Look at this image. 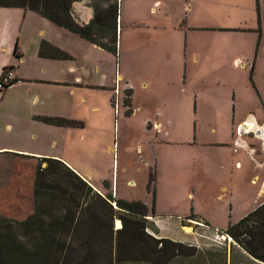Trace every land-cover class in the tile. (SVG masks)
Returning a JSON list of instances; mask_svg holds the SVG:
<instances>
[{
    "label": "rangeland",
    "instance_id": "obj_1",
    "mask_svg": "<svg viewBox=\"0 0 264 264\" xmlns=\"http://www.w3.org/2000/svg\"><path fill=\"white\" fill-rule=\"evenodd\" d=\"M113 1L75 0L71 17L79 25L88 24L95 4L105 6ZM116 1L119 3L117 54L77 34L72 35L78 39L77 44L73 38L64 42L72 56L65 66L72 68L68 81L74 92L63 98L53 95L61 103L71 100L65 106L64 118L78 124L54 125V133L49 135L38 131L26 148L62 155L76 168L91 171L93 178L105 176L109 185L113 181L118 197L142 201L148 208L147 216L155 214L158 219L169 215L172 222L178 216L184 228L188 226L191 234H199V243L224 242L218 236L221 233H209L200 220L224 230L264 201V135L247 134L244 123H238L248 109H260V98L264 103V35L261 37L262 30L258 28L261 23L256 18L261 16L264 21V0H210L213 12L205 13L202 6L187 15L178 8L177 0L157 6L158 0ZM237 8H242L239 11L242 16L236 11L238 18H234L235 11L231 13V9ZM42 17L27 8L0 7V50L10 44L7 52L12 56L18 35L21 39L17 46L25 53L32 52L30 45L34 41L38 46L41 41L53 44L52 39L63 42L65 36L60 28L56 26L50 32L45 25L47 18ZM185 18L189 24L245 19L258 29L233 38L228 32L216 31L212 37L206 34L207 29L190 30L189 53L196 52L199 57L195 63H188L185 78L184 73L175 71L184 65L182 30L185 28L180 20ZM162 20L164 31L141 26ZM84 41L89 46L80 44ZM172 51L182 53L181 58L175 61L168 58ZM205 52L209 56L205 57ZM234 53L244 54L247 68L235 70L229 64ZM155 60L164 62L160 66ZM76 77L81 82L75 83ZM86 82L89 85L92 82L95 87H84ZM5 92L0 100V145L23 144L26 128L19 123V112L13 108L21 95L15 87ZM85 93L87 100L81 99ZM251 98L256 102H251ZM26 108L36 111L38 105L28 102ZM232 109L237 114L234 121ZM43 110H48V106L44 105ZM36 122L50 127L38 119ZM26 133L32 136L33 130L28 127ZM51 154L46 156L53 157ZM37 161L32 156L0 153V215L3 217L22 220L34 212ZM105 188L102 185L105 192L110 191V187ZM53 205L57 207V203ZM51 213L56 212L50 211L46 216ZM191 213L195 217L185 218ZM42 219L49 218L42 214ZM189 220L202 224L195 228ZM113 228H117L116 221ZM222 239L226 240L224 236ZM238 247L231 243L230 264H264L239 252ZM212 254L204 251L191 264H212ZM182 259L179 256L169 264H190L188 259Z\"/></svg>",
    "mask_w": 264,
    "mask_h": 264
},
{
    "label": "trees",
    "instance_id": "obj_2",
    "mask_svg": "<svg viewBox=\"0 0 264 264\" xmlns=\"http://www.w3.org/2000/svg\"><path fill=\"white\" fill-rule=\"evenodd\" d=\"M74 1L0 0V7L35 11L58 26L117 54L118 1L105 6L95 4L89 23L83 25L71 17ZM13 53L19 56L17 45ZM38 55L71 58L66 51L47 41H41ZM8 69L10 67L3 69L2 76ZM15 80L12 77L5 87ZM36 119L56 126L78 124L59 116H37ZM32 157L38 160L33 184L34 212L22 220L0 215V264H123L135 261L166 264L174 256L185 252L191 255L196 249L150 233L147 229L148 208L142 201L125 200L113 196L111 191L99 193L59 158ZM103 185L110 187L107 180H103ZM53 203H57V207ZM50 211L56 213L46 216ZM42 214L49 219H42ZM193 217L195 215L191 213L186 218ZM116 220L121 226L114 229ZM207 224L202 225L207 228ZM219 231L231 237L250 257L264 263V201L236 223Z\"/></svg>",
    "mask_w": 264,
    "mask_h": 264
},
{
    "label": "crops",
    "instance_id": "obj_3",
    "mask_svg": "<svg viewBox=\"0 0 264 264\" xmlns=\"http://www.w3.org/2000/svg\"><path fill=\"white\" fill-rule=\"evenodd\" d=\"M166 1H170V0H158V3H155V6H157L158 4L159 5L166 4ZM211 1L210 0H177L178 5H179L178 8H182L184 12L186 13V15L188 14V12L192 10L194 13L195 10L200 9V7L202 6L205 9L204 11L205 13L213 12L214 8L210 3ZM249 1L252 2V0H249ZM3 8H13V7H3ZM241 9L242 8L231 9V13L235 11V16H232V17L238 18V16H236V11L237 13L240 14L239 17H241L242 14L241 12H239L241 11ZM256 18H257L258 24L259 22L261 23V27H258V28L262 30L261 31V37H262V35H264V21L261 16H257ZM180 21L183 22V25H184L183 27L185 28L184 29L185 31L182 30L183 41H184V50H183L184 61H182V63H184V65L183 67L181 66V68H179L178 70L176 69L175 71L176 73L178 72L184 73L185 78L187 77V74H188V63H195L199 57V54L196 52L189 53L188 44H189V39H190V33H189L190 30L207 29L208 32H206V34L212 37L216 35V31H221L223 33L228 32L230 35H232V38H233L235 35L238 37V36L243 35L246 32H252L255 29V27H253V25H249L247 23L248 20H245V19L236 20L234 22H222V23L216 22L214 24L212 23L205 24L208 22H202L204 25L198 24V21H196V23L189 24L188 18H185L184 20L181 19ZM51 22L52 21L46 19L45 25L47 26V29L50 32H53L54 30H56L55 27L57 26L60 28V30L63 32V35L65 36V39L63 40V42H59L58 40L52 39L53 40L52 45L55 44L54 46L57 45L56 47L62 50L64 49L65 51H67V53H69L70 50L64 42H67V41L70 42L72 41V38H73L75 40V44H77V42H79L78 39L76 37H72V35L76 33L70 32L58 26L57 24L53 22L51 23ZM163 22H164L163 20L160 21L159 23L145 22L141 26L148 28V29H160L161 31H164L166 29H164L165 26L163 25ZM141 26H136V27H141ZM180 27H181V24H180ZM200 32H203V31H200ZM233 32H235L236 34H233ZM69 35H71V37H66ZM253 37H255V34H253ZM20 39H21V35L20 36L18 35L17 41L15 42L17 45ZM254 41H255V38L252 39V43H254ZM80 44H84V46H89L85 44H90V43L86 42V43H80ZM9 45L10 44L3 46V50H0V79L2 77L3 69L5 67H10L13 73V78H15L16 80L15 82H13L11 85L6 87L5 89L0 90L1 92L0 100L4 98L5 93H6L5 90L7 88L9 87L17 88L18 93L21 95V97H19V95L17 96L18 98L16 99V102L13 108H16L17 111L19 112L18 121L19 123H21L23 127L26 128V132L28 130V127H30L31 130H33V133H32V136H29L26 132L23 133L22 135L24 139L23 144L13 145V146L0 145V153L8 151V152L21 153V154H26V155L32 154V156H38V157L42 155L46 156L51 153L46 154L40 150H29L26 147L32 141V139L37 136L38 131L44 133L45 135L54 133L55 129L52 127L54 125L49 124L50 127H47L43 124L42 125L39 124L38 122H36L37 116L56 115V116L63 117V118L67 116L64 113V109H65V106H67L68 103L71 102V100L69 99L65 101V103H61L58 101V98L55 95H53V93H55L56 95L62 98L65 96L69 97L70 93L73 94L74 89H71L72 90L71 92L70 87H69L70 82L68 81V74L72 70V68L70 66H65V64L69 62L68 60L72 59V56L69 54L71 56L70 59H55V58H49V57H41L38 55L39 46H38V43L35 41L32 42V44L30 45L31 46L30 50L32 49V52L25 53L22 47L17 46L19 56H15L13 51H12V56H10L9 52H7V50L9 49ZM90 46H91L90 48H93L92 45ZM263 47H264V44H263ZM193 53H195V55ZM181 56H182V53H178L177 51L175 52L172 51V53L169 54L168 58H173V60L175 61L176 59H179V57L181 58ZM204 56L207 57L209 55L205 52ZM243 56L244 54L234 53L233 58L229 59V64L232 63L235 70L247 68V65L243 62V58H242ZM247 60L249 59L247 58ZM156 62L158 63V65L161 66L164 60H155L154 63ZM239 63H241V66H239ZM95 64L97 68L98 64L97 63ZM253 67L254 65L251 66L252 70H253ZM65 68L69 69V71L66 72ZM172 72L173 70H171V73ZM75 81H76L75 83L81 82L80 77H76ZM90 85L94 86L92 82L90 83ZM90 85H89V82H86V84H84V87H87ZM87 98H88V94L85 93L81 95V99L87 100ZM77 99L78 98L76 94L74 106L77 104ZM246 99L248 98H243L242 100L245 101ZM28 102H30L31 104L38 105V109L36 111L34 110L29 111V109L26 108ZM251 102L255 103L256 102L255 98H251ZM260 103H261L260 109L256 107L255 109H250V110L248 109L246 111V114L243 115V118H241V120L238 122V123L243 122L245 124L242 126L244 128V132L247 134L248 133L256 134L259 136L264 135V121L260 122V119H264V103L261 100V98H260ZM44 105L48 106V110H43ZM75 108L77 109V107ZM236 115L237 114L235 110L232 109V114H231L232 121H234V118ZM8 126H10V124ZM57 127H63V126H57ZM51 156L60 158L69 167L75 170L78 174H80L81 176L83 175L82 177L90 183V185L93 187L94 190L98 191L101 194L107 192V191L105 192V190L102 189L103 180H108L107 178H105V176H102L101 178H98V179L93 178L92 172L89 170H84L85 167L76 168L69 160H67V158H64L62 155L53 153L51 154ZM77 169H80V171H83V172L82 173L78 172ZM98 181H100L102 185H97ZM114 187L115 186H114L113 181L110 182V191H113L115 193V196H117V190L115 187V191H114ZM154 215L151 214L152 217L147 216L149 217V219L147 218V226H148L147 229L150 233L158 234L157 237L168 238L172 241L181 242L188 246L196 247V249H194L191 255H186V252L182 253L181 255H176L172 259H170L166 264H169L170 261H172L173 259L177 260L179 256L184 258L182 260L188 259L189 260L188 262H190L191 264L193 261V258L197 256H201V254H204V251H212L213 253L212 254V259H213L212 264H230L231 263V257H232L231 243L232 242L229 239L225 240L224 242H216L212 244H205V243H202L200 240L201 243H199L198 241L199 234L196 235V233H193V232L191 234L190 233L191 231L184 230L182 221L180 220L178 216H176L175 219H173L174 221L172 222V219H170L171 216L169 215H166L163 218H158V219ZM189 221L194 222L195 228H197L195 225L202 224V223L196 222V220L194 221L189 220ZM200 221L208 223L207 221H203V220H200ZM207 229H209L208 232L210 233L211 229L215 230L216 228L210 227V223H208ZM208 246H211V248ZM238 248H239V252L249 256L241 247H238ZM233 252L235 253V249L233 250ZM203 264H209V262L207 263L203 262Z\"/></svg>",
    "mask_w": 264,
    "mask_h": 264
},
{
    "label": "built area",
    "instance_id": "obj_4",
    "mask_svg": "<svg viewBox=\"0 0 264 264\" xmlns=\"http://www.w3.org/2000/svg\"><path fill=\"white\" fill-rule=\"evenodd\" d=\"M13 77V73L11 71V69H8L7 71L4 72V75L1 77L0 79V89H3L4 86L11 80V78ZM5 84V85H4ZM214 232L218 235V233H220L219 230L215 229ZM219 238L221 240L224 241V239H222V237L224 236L222 233L221 235H218ZM225 237V236H224ZM228 239H230L233 243H235L230 237H228Z\"/></svg>",
    "mask_w": 264,
    "mask_h": 264
},
{
    "label": "bare ground",
    "instance_id": "obj_5",
    "mask_svg": "<svg viewBox=\"0 0 264 264\" xmlns=\"http://www.w3.org/2000/svg\"><path fill=\"white\" fill-rule=\"evenodd\" d=\"M121 225L120 221L119 220H116V226L117 228ZM186 231H190L191 228H189L188 226L184 228Z\"/></svg>",
    "mask_w": 264,
    "mask_h": 264
},
{
    "label": "clouds",
    "instance_id": "obj_6",
    "mask_svg": "<svg viewBox=\"0 0 264 264\" xmlns=\"http://www.w3.org/2000/svg\"><path fill=\"white\" fill-rule=\"evenodd\" d=\"M6 87H4L3 89H5ZM2 90V89H1ZM224 235V234H223ZM225 236V239L227 240L228 239V237L226 236V235H224ZM231 238V237H230ZM230 240V239H229ZM225 241V240H224ZM231 241V240H230ZM232 242V241H231ZM233 243V242H232ZM235 244V243H234Z\"/></svg>",
    "mask_w": 264,
    "mask_h": 264
},
{
    "label": "water",
    "instance_id": "obj_7",
    "mask_svg": "<svg viewBox=\"0 0 264 264\" xmlns=\"http://www.w3.org/2000/svg\"><path fill=\"white\" fill-rule=\"evenodd\" d=\"M245 125V124H244Z\"/></svg>",
    "mask_w": 264,
    "mask_h": 264
}]
</instances>
